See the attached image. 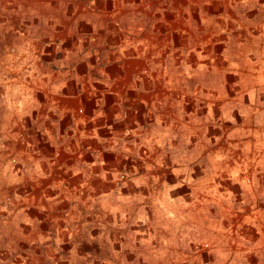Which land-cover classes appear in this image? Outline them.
Segmentation results:
<instances>
[{
  "label": "crops",
  "instance_id": "crops-1",
  "mask_svg": "<svg viewBox=\"0 0 264 264\" xmlns=\"http://www.w3.org/2000/svg\"><path fill=\"white\" fill-rule=\"evenodd\" d=\"M0 223L63 242L15 264H264V0H0Z\"/></svg>",
  "mask_w": 264,
  "mask_h": 264
},
{
  "label": "rangeland",
  "instance_id": "rangeland-1",
  "mask_svg": "<svg viewBox=\"0 0 264 264\" xmlns=\"http://www.w3.org/2000/svg\"><path fill=\"white\" fill-rule=\"evenodd\" d=\"M6 225L9 224L0 223V264H15L21 248L62 247L63 242L57 240L56 233H10Z\"/></svg>",
  "mask_w": 264,
  "mask_h": 264
},
{
  "label": "built area",
  "instance_id": "built-area-1",
  "mask_svg": "<svg viewBox=\"0 0 264 264\" xmlns=\"http://www.w3.org/2000/svg\"><path fill=\"white\" fill-rule=\"evenodd\" d=\"M120 178H125V175L123 173L120 174Z\"/></svg>",
  "mask_w": 264,
  "mask_h": 264
}]
</instances>
